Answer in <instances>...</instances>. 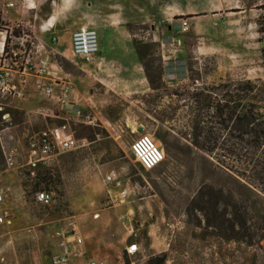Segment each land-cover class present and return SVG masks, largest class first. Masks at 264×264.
Masks as SVG:
<instances>
[{
    "label": "rangeland",
    "instance_id": "obj_1",
    "mask_svg": "<svg viewBox=\"0 0 264 264\" xmlns=\"http://www.w3.org/2000/svg\"><path fill=\"white\" fill-rule=\"evenodd\" d=\"M29 12L32 25L20 24L29 36L10 38L8 57L19 64L36 62L46 49L50 62L69 76L75 99L60 108L44 97L24 102L0 97V138L15 146L35 132L66 125L79 147L36 170L8 171L0 156V173L13 185L4 199L8 216L0 224V263L50 264L57 233L75 230L105 264H147L161 253L168 255L166 264H242L254 249L207 237L202 215L191 212L213 170L210 157L193 144L195 120L207 117L194 96L229 82L264 81V0H38ZM182 18L189 26L185 32ZM80 28L97 30L103 58L58 53L67 46L66 32ZM114 33L119 45L109 53L100 37ZM173 38L183 40V52L172 55L162 46ZM136 43L152 45L153 58L143 63ZM169 56L185 61L178 85L167 84ZM146 65L150 71L162 65L165 89L150 88ZM3 113H9L8 123ZM86 128L98 132L94 140L79 136ZM141 135L150 136L166 155L150 172L131 151ZM206 144L214 146L212 140ZM113 171L129 192L117 204L109 196L119 189L104 181ZM44 189L53 195L47 207L34 199ZM129 245H137L134 254H128Z\"/></svg>",
    "mask_w": 264,
    "mask_h": 264
},
{
    "label": "trees",
    "instance_id": "obj_2",
    "mask_svg": "<svg viewBox=\"0 0 264 264\" xmlns=\"http://www.w3.org/2000/svg\"><path fill=\"white\" fill-rule=\"evenodd\" d=\"M13 35L21 38V28L14 29ZM9 39L6 51H9ZM135 49L143 63L153 58L152 45L136 43ZM13 61L18 62L16 58ZM145 68L150 88L165 89L162 65L153 69L155 73L150 71V66ZM207 93L194 96L207 117L200 115L195 120L193 144L200 153L210 157L206 160L213 167V178L195 194L191 212L202 215L207 237L254 249L250 256L242 258V264H264L261 260L264 259V81L229 82ZM205 123L210 126H203ZM216 125L220 126V134ZM223 132L225 142L218 149ZM97 134L93 128H86L79 136L94 140ZM211 140L214 146L206 144ZM0 156L4 161L1 144ZM197 227L201 228V221ZM167 258V253H161L150 258L147 264H166Z\"/></svg>",
    "mask_w": 264,
    "mask_h": 264
},
{
    "label": "built area",
    "instance_id": "obj_3",
    "mask_svg": "<svg viewBox=\"0 0 264 264\" xmlns=\"http://www.w3.org/2000/svg\"><path fill=\"white\" fill-rule=\"evenodd\" d=\"M38 0H0V32H5L6 38L0 47V97L10 101H29L34 96L44 97L53 101L58 107L64 108L70 105L73 93V84L69 76L55 62H50V54L44 46V54L31 62L19 64L8 57L9 51L5 50L7 37L15 38L14 27L20 28L19 22L9 26V21L3 17L12 10L17 15L23 16L24 12L31 11ZM5 7V9H3ZM17 24V25H15ZM182 31L189 29L187 20L180 22ZM1 28H5L4 31ZM28 37L22 30V37ZM56 41V38H54ZM168 53H181L184 42L181 38H173L167 45ZM41 48V49H42ZM41 51V50H39ZM99 52V35L94 28H80L71 33V53L73 57L91 59ZM172 56H169L171 60ZM177 58L174 56V59ZM15 60V59H14ZM171 77V78H170ZM172 80V76L167 74ZM0 111L4 112V106L0 105ZM55 115V114H54ZM2 119L9 122V113H3ZM0 131V137H1ZM4 163L8 169L30 168L31 170L42 164H47L62 152L73 151L79 147V140L70 132L66 125L47 128L29 135L26 140L18 145H5L0 138ZM131 151L141 168L150 172L158 168L166 158L165 152L148 135H141L131 144ZM104 181L113 188L119 189L116 195L110 194V202L117 204L123 202L129 195L128 189L123 188V180L115 172L107 174ZM4 191L0 190V207L4 202ZM35 202L43 207L50 206L53 195L48 191H37ZM8 211H2L0 224L7 221ZM99 215H95V218ZM59 247L62 252L52 260V264H105L102 261L90 258L84 247V239L78 236L75 230L58 232ZM137 245L127 247L128 254L137 251Z\"/></svg>",
    "mask_w": 264,
    "mask_h": 264
},
{
    "label": "crops",
    "instance_id": "obj_4",
    "mask_svg": "<svg viewBox=\"0 0 264 264\" xmlns=\"http://www.w3.org/2000/svg\"><path fill=\"white\" fill-rule=\"evenodd\" d=\"M3 9H5V7ZM28 13H30V12L29 11L26 12V13L24 12L23 16H21V15H17L14 11L11 10L9 12V14L6 15V16H4L3 18L6 21H9L10 24L19 22V23H24L26 25H32V21L29 18L30 17V14L28 15ZM47 27L46 28L44 27V30L45 29L50 30V26H47ZM53 27H54V29L59 28L57 23L54 24ZM60 31L62 32V31H64V29H61ZM71 33H72V31H67L66 32V34H68V38L66 40L67 41V46L65 47V49H61V48L58 49V53L60 55L64 56V57H67L68 53L71 52ZM50 34L51 35H55V33L52 34V32H50ZM51 37H53V36H51ZM100 38H101L102 41H104V44H106L107 52H109V53L113 52L114 49L117 47V45H119L118 42H115V40H114V39H116V34L115 33L114 34H111V35L104 36V37H100ZM58 40H59V37H58ZM168 43H169V39H168V41H167L166 44H168ZM122 45H125V47H127V48H132V43L131 42H123ZM96 56L98 57V59L99 58L100 59L103 58V54L102 55H99V52L97 53ZM184 64H185V61L183 59H179V60H169V62L167 64V68H166V75L167 74H170V76L173 77L172 80L167 81V84L169 86L170 85H172V86L173 85H178L181 82V80H182V78L184 76V72H185V69H184L185 68V65ZM73 94L74 93H72V98L75 99V97L73 96ZM2 143H3V141H2ZM3 144H5V143H3ZM5 145H7V144H5ZM10 170L15 171V172H18L19 169H9L8 171H10ZM3 175H5V174H1L0 173V190L4 191L5 197H7V193L10 191V188H12L13 185H12V182L11 181H8V180L6 181L5 178H3L4 177ZM4 205H5V201L3 202L2 206L0 207V215L2 214V211H5V210L8 211V209L5 208ZM56 245L57 246H54V247H55V250L57 251V254L54 256V258L57 257L62 252V249L59 247V243H57ZM84 247H85V251H86L87 255L90 258L95 259L93 257V255H91V252L88 250V247L86 245L85 240H84ZM52 260L50 261V264H52ZM0 261L1 262H4V259H1ZM0 264H5V263H0Z\"/></svg>",
    "mask_w": 264,
    "mask_h": 264
},
{
    "label": "bare ground",
    "instance_id": "obj_5",
    "mask_svg": "<svg viewBox=\"0 0 264 264\" xmlns=\"http://www.w3.org/2000/svg\"><path fill=\"white\" fill-rule=\"evenodd\" d=\"M5 38H6L5 33L0 32V47L3 45ZM98 217H100V216H98ZM98 217H96V218H98Z\"/></svg>",
    "mask_w": 264,
    "mask_h": 264
}]
</instances>
